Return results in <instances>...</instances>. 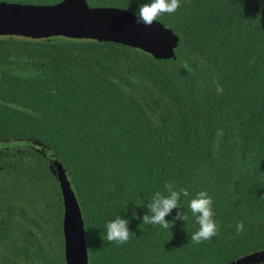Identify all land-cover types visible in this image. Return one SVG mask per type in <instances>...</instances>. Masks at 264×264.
<instances>
[{
  "label": "trees",
  "instance_id": "trees-1",
  "mask_svg": "<svg viewBox=\"0 0 264 264\" xmlns=\"http://www.w3.org/2000/svg\"><path fill=\"white\" fill-rule=\"evenodd\" d=\"M86 1L133 13L150 2ZM158 21L178 36L174 58L89 38L0 35V264H66L62 193L37 145L65 169L88 264H233L264 251V0H181ZM165 182L190 193L165 219L189 220L142 224ZM200 190L218 234L193 244L188 200ZM117 216L132 232L121 245L102 238Z\"/></svg>",
  "mask_w": 264,
  "mask_h": 264
},
{
  "label": "water",
  "instance_id": "water-1",
  "mask_svg": "<svg viewBox=\"0 0 264 264\" xmlns=\"http://www.w3.org/2000/svg\"><path fill=\"white\" fill-rule=\"evenodd\" d=\"M133 12L117 6H91L86 0L55 3L0 0V35L31 38L66 36L117 42L140 48L157 59L174 58L178 36L160 21L151 26L136 24ZM62 193V232L66 264H88L81 210L60 160L50 151ZM264 260V251L248 255L233 264H254Z\"/></svg>",
  "mask_w": 264,
  "mask_h": 264
},
{
  "label": "clouds",
  "instance_id": "clouds-1",
  "mask_svg": "<svg viewBox=\"0 0 264 264\" xmlns=\"http://www.w3.org/2000/svg\"><path fill=\"white\" fill-rule=\"evenodd\" d=\"M180 6L181 0H150V2L140 4L135 11V22L136 24L142 23L145 26H151L154 21H158L162 14L175 13ZM182 67L187 69L189 73L186 78H190L194 69L187 63ZM164 189V192L156 191L150 202L147 203L149 212L143 215L142 224L169 229L175 224L176 220L185 222L189 220V216L185 212H177L171 221L165 219L173 209L181 207V197H190L189 191L186 188L177 189L173 182H165ZM212 205L213 199L206 190H200L188 200V209L198 225V229L190 235V241L193 244L210 241L218 234ZM132 216L133 218H138L135 211ZM128 225V219L117 216L105 224V235L102 238L117 245L124 244L128 242L132 233ZM235 229L237 235L241 234L244 231L243 221L237 222Z\"/></svg>",
  "mask_w": 264,
  "mask_h": 264
},
{
  "label": "rangeland",
  "instance_id": "rangeland-1",
  "mask_svg": "<svg viewBox=\"0 0 264 264\" xmlns=\"http://www.w3.org/2000/svg\"><path fill=\"white\" fill-rule=\"evenodd\" d=\"M190 66L192 67V69H194V66L193 65H190ZM188 76H189V73H188L187 69L184 68L183 78H184V80L186 82H191L194 79V72H193V74L191 75L190 78H186Z\"/></svg>",
  "mask_w": 264,
  "mask_h": 264
}]
</instances>
